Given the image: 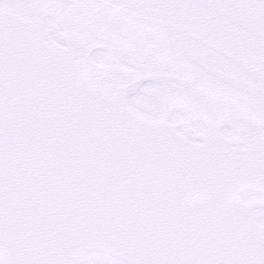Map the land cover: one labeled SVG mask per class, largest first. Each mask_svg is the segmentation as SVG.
I'll use <instances>...</instances> for the list:
<instances>
[{
  "label": "snow or ice",
  "instance_id": "6c2138e0",
  "mask_svg": "<svg viewBox=\"0 0 264 264\" xmlns=\"http://www.w3.org/2000/svg\"><path fill=\"white\" fill-rule=\"evenodd\" d=\"M171 86L264 141V0H0V264H264V206L158 149Z\"/></svg>",
  "mask_w": 264,
  "mask_h": 264
},
{
  "label": "bare ground",
  "instance_id": "6f19581e",
  "mask_svg": "<svg viewBox=\"0 0 264 264\" xmlns=\"http://www.w3.org/2000/svg\"><path fill=\"white\" fill-rule=\"evenodd\" d=\"M157 96L165 112V119L162 125L157 124V147L161 153L171 152L177 155L183 162L184 166L189 169L196 170L201 177L209 198L214 202L216 207L224 214H229L232 210L228 209L227 201L232 197L235 206H239L243 210H250L252 207L264 206V197L261 199L250 201L249 203L240 204L236 198L238 190L254 186L258 187L264 193V154L259 144L260 141L250 136L249 146L243 151L232 149L231 141L222 140L219 135L220 124L214 122L212 118H208L210 125L209 131L200 136L209 139L207 146L202 152L186 146L180 141L179 137L172 134V129L176 125H172L168 121V110L170 106L178 100L184 106L185 98L178 90H169L158 87L154 92ZM176 96L173 100L172 96ZM184 109V107H182ZM191 110V109H189ZM187 117L190 119L193 115L186 109ZM185 132H189L188 123ZM168 125V126H167ZM240 138L242 141L243 139ZM230 202V201H229Z\"/></svg>",
  "mask_w": 264,
  "mask_h": 264
},
{
  "label": "rangeland",
  "instance_id": "374dc122",
  "mask_svg": "<svg viewBox=\"0 0 264 264\" xmlns=\"http://www.w3.org/2000/svg\"><path fill=\"white\" fill-rule=\"evenodd\" d=\"M166 89H169L171 91L173 90L170 87H167ZM179 90H181V89H179ZM184 92H187L185 100L183 102L184 106L180 103L179 100L177 102H174L170 106L171 111H170L169 116H168V121L172 125H176L172 129L173 130L172 134L175 137H179L180 138L179 140L182 141L184 145L194 146L196 149H199V151H200L199 147H201L204 144H207L209 139L206 140L202 137L194 138V134L200 135L203 132H205L208 129V124H207V121L202 119V117L199 114L196 115L198 109H196L194 107V103L192 100V90H190V91L184 90ZM172 97H173V100H175V98H176L175 94ZM150 106L152 107V111H157L158 109H163V111H161L160 114L155 119H148V121H147L148 126L150 128L156 129L154 127H151L149 122H155V123L163 122L164 114H165L164 107H163L159 98H156V103L150 104ZM182 107L188 109V111L193 115L190 119L187 117V115L184 112V110L182 109ZM189 109H191V110H189ZM185 121L190 125V131L192 132L191 134H193V136H190L189 133L185 132V129H184V122ZM240 130H243L246 133L242 134L241 132H238L237 129H235V128L227 127V126H223V127L221 126V130H220L219 134H221L223 138L228 139V140H230L232 138H239L237 141H233L231 143L234 150L247 148L249 146V143H250V139H248V138H250V136L256 140H260V137L256 132L248 131L250 129L243 128V127L240 128ZM242 135L244 137H243L242 141L239 142L241 140L240 138H242ZM260 148L262 149V146ZM239 191H240L239 192V198L240 199L238 198L239 199L238 202H240V204L249 203L250 201L261 199L263 197V194L261 193V191L255 187L240 189ZM229 201H227L228 209L232 210L235 206L234 199L231 197L229 199ZM255 208H258V207L255 206V207H252L251 209H255ZM253 222L258 223V221H256L254 217H253Z\"/></svg>",
  "mask_w": 264,
  "mask_h": 264
},
{
  "label": "flooded vegetation",
  "instance_id": "af4514ba",
  "mask_svg": "<svg viewBox=\"0 0 264 264\" xmlns=\"http://www.w3.org/2000/svg\"><path fill=\"white\" fill-rule=\"evenodd\" d=\"M235 111V107H232L231 108V110L230 111H228L224 116H225V118H224V120H225V122L226 123H229V124H233V125H235L234 123L236 122L237 124H239V125H245V124H249V122H246V123H243V119L246 121V119L247 118H245L244 116H242V115H240V114H238L236 117H239V118H241V121L239 120V119H237L234 115H233V113H231V112H234Z\"/></svg>",
  "mask_w": 264,
  "mask_h": 264
}]
</instances>
